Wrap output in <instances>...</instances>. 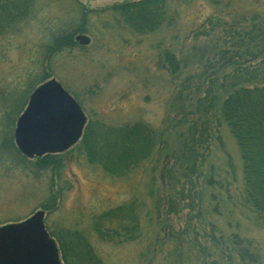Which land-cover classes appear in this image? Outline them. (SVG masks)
<instances>
[{"label":"rangeland","instance_id":"obj_1","mask_svg":"<svg viewBox=\"0 0 264 264\" xmlns=\"http://www.w3.org/2000/svg\"><path fill=\"white\" fill-rule=\"evenodd\" d=\"M129 1L138 0H39L22 25L0 36V227L45 212L42 224L49 231L84 234L104 264H242L232 252L237 248L234 235L251 242L264 261V223L242 203L238 148L219 116L218 103L210 112L207 107L208 95L219 98L215 87L225 75L258 64L260 59L246 61L225 52L235 42L232 35L264 20V0H167L170 19L145 36L122 30L105 11ZM82 12L84 31L78 29ZM70 31L73 39L87 38V44L76 41L80 47L54 52V41ZM164 51L179 64L175 75L167 71ZM230 56L234 63L225 64ZM50 80L73 98L85 124L143 122L157 130L159 152L120 178L89 162L76 145L79 141L56 153L55 163L38 165L36 157L20 152L14 135L31 93ZM181 104L186 120L197 119V128H203L204 141L200 206L168 216L169 226L187 232L183 247L193 248L191 254L184 249L177 259L168 230L157 214L146 217V210L154 200L149 190L164 182L166 154L175 156L180 149L173 126L181 118ZM137 196L141 241L118 246L99 241L92 218ZM158 217H164L162 211Z\"/></svg>","mask_w":264,"mask_h":264},{"label":"trees","instance_id":"obj_2","mask_svg":"<svg viewBox=\"0 0 264 264\" xmlns=\"http://www.w3.org/2000/svg\"><path fill=\"white\" fill-rule=\"evenodd\" d=\"M38 1L0 0V36H6L22 25L34 12ZM168 8L167 0H138L113 5L105 11L111 14L114 24L119 25L122 30L125 27L133 35L145 36L155 32L170 19L167 18ZM80 16L78 29L84 31L86 29L83 22L86 16L84 12ZM122 21L124 26H121ZM74 34L70 31L58 37L54 41L53 51L60 52L75 44L79 46L76 43L78 36L73 39ZM236 35L231 36L235 42L232 43L230 52H225V55L230 53L234 57L244 56L246 61L260 60L253 70L237 67L233 74L225 75L221 84L215 87L220 93L219 98L208 95L207 107L209 111L218 103L219 116L239 151L242 203L252 215L264 223V20L255 23L243 34ZM233 56L225 58V64L232 65ZM162 58L169 74L175 75L179 71V64L174 56L164 51ZM215 81L213 80V84ZM208 111L203 113L206 115ZM178 114L181 118L173 126V131L177 139L179 138L180 149L175 156L166 154L162 176L164 182L149 190V196L154 200L152 206L146 210V217L157 214L156 218L163 225V229L165 226L168 230V237L175 244L173 250L178 253L177 259L181 257L184 249L191 254L193 248L190 244H187V248L183 247V238L187 232L169 226L168 216L181 214L187 207L200 206L199 156H202L204 141V130L197 128V119L186 120L184 105L181 104ZM189 120L195 122L189 124ZM96 123L88 121L84 125L76 145L82 146L89 162L101 164L103 170L114 178L127 176L151 160L160 150L157 146L161 143L157 130L143 122L115 127ZM57 157L59 154L35 159L38 165L47 166L55 163L54 159ZM196 199L198 202H194ZM140 201L139 196L133 197L94 216L91 229L99 241L113 246L139 243L142 239ZM161 211L164 217L160 219L161 215L158 216ZM47 231L55 240L61 264H104L84 234L68 229L60 230L61 232ZM233 239L232 244L237 248H232V252L237 254L242 264H264L259 259L257 250L251 247V242L240 241L236 235Z\"/></svg>","mask_w":264,"mask_h":264},{"label":"water","instance_id":"obj_3","mask_svg":"<svg viewBox=\"0 0 264 264\" xmlns=\"http://www.w3.org/2000/svg\"><path fill=\"white\" fill-rule=\"evenodd\" d=\"M81 45L87 38L77 37ZM71 121L72 131L62 134L61 123ZM85 118L73 99L50 80L39 85L16 123L15 144L25 156L58 153L80 136ZM39 211L17 225L0 227V264H60L54 241L43 228Z\"/></svg>","mask_w":264,"mask_h":264},{"label":"flooded vegetation","instance_id":"obj_4","mask_svg":"<svg viewBox=\"0 0 264 264\" xmlns=\"http://www.w3.org/2000/svg\"><path fill=\"white\" fill-rule=\"evenodd\" d=\"M73 122H71V121H65V122H63V123H61V126H60V131L62 132V134L59 136V138H58V141L60 140V138H62L63 137V134L64 133H69L70 131H72V124ZM85 123V122H84ZM82 130V129H81ZM72 145V144H71ZM71 145L70 146H68L67 148L68 149H70V147H71ZM64 151V150H63ZM62 151V152H63ZM62 152H60V153H62ZM45 155H54L53 153H51V152H49V153H45ZM45 155H43V156H45ZM42 223H44L43 221H42ZM43 228H44V230H45V232L47 233V235L49 236V232L47 231V228H46V226L43 224Z\"/></svg>","mask_w":264,"mask_h":264}]
</instances>
